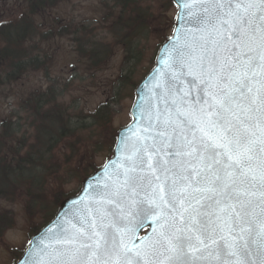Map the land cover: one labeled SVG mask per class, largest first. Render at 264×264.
<instances>
[{"label": "snow or ice", "instance_id": "obj_1", "mask_svg": "<svg viewBox=\"0 0 264 264\" xmlns=\"http://www.w3.org/2000/svg\"><path fill=\"white\" fill-rule=\"evenodd\" d=\"M175 3L180 27L160 58L167 71L138 88L148 104L138 99L136 122L115 134L118 157L24 264H264V0ZM45 6L35 0L41 29ZM79 43L93 60L115 55ZM134 59L128 47L125 63ZM34 102L39 115L46 101ZM113 102L84 119L106 122ZM22 124L4 121L0 149ZM26 143L24 133L10 150L19 155Z\"/></svg>", "mask_w": 264, "mask_h": 264}, {"label": "rangeland", "instance_id": "obj_2", "mask_svg": "<svg viewBox=\"0 0 264 264\" xmlns=\"http://www.w3.org/2000/svg\"><path fill=\"white\" fill-rule=\"evenodd\" d=\"M135 2L136 0H132L129 10L135 8ZM23 3V0L0 2V17L3 18L4 23L19 17L16 15ZM116 4L117 0H70L52 12L54 16L58 15L66 19L65 23L72 22L73 25L87 26L89 32H94L88 39L101 45L102 51L109 49L115 54L105 55L106 60L99 69L88 73L86 66L91 64L88 60L85 59L82 64L77 65L78 54L72 52L75 50L74 37L56 38L46 44V48L55 51L51 66L53 77L62 83L61 88L64 91V97L60 100L62 110L66 109L72 118H77L74 123L78 121L84 124L86 122L84 117L94 112L105 101L118 99L119 102H113V107L108 110L109 119L111 112L115 113L110 124H107L108 119L106 122H93L94 127H77L83 129L78 134L82 142L75 136L69 142L72 148L66 149L64 144L67 142H63L58 145L57 152H54L55 159L47 157L49 161L45 167L47 173L44 193L45 205L48 203L50 207H37L34 211L35 215L29 217L25 208L29 200L27 194L23 197L19 196L14 189L12 190L15 194L11 196L10 203L0 202L1 207L12 211L18 218V225L4 233L3 238L0 239V264H13L15 256L24 250L35 229L56 213L63 200L78 192L83 179L98 166H102L111 156L115 134L131 121L130 109L134 101L135 88L153 67L154 57L161 44L173 33L177 8L172 0H141L140 8L146 13L148 30L143 36L133 34V38L129 37L126 40L122 38L127 32L121 31L122 27L118 20L122 5L114 9ZM45 13L44 18L48 20L50 12ZM40 19L41 17L38 21ZM129 20L130 17L125 16L122 23ZM34 23L37 27V17ZM137 37L140 41L134 44L139 46L141 55L138 61L133 60L126 67L123 43L128 45ZM72 65H77L75 72L72 71ZM125 78H128L125 87L118 88ZM48 85L49 80L45 79L43 74L34 73L26 78L24 84L13 87L12 91L3 90L0 92V117L6 118L18 111L20 102L30 92L37 90V87ZM85 128L95 132L93 139H89L88 130ZM52 180H55V186Z\"/></svg>", "mask_w": 264, "mask_h": 264}, {"label": "trees", "instance_id": "obj_3", "mask_svg": "<svg viewBox=\"0 0 264 264\" xmlns=\"http://www.w3.org/2000/svg\"><path fill=\"white\" fill-rule=\"evenodd\" d=\"M61 0H57L55 3L51 4V0H46V6L43 11L49 12L53 7ZM124 9L129 4L128 0H125ZM35 7V0L33 1L32 9ZM138 7V6H137ZM35 10L32 11V14ZM37 17H40L37 15ZM47 24L48 33L43 35L45 31H42L39 22L37 21L36 34L33 36L30 34L29 27L26 28H10L1 27L0 28V63L4 64L5 67L0 68V88L4 86H9L18 82L27 74L31 72L44 71L47 74V78L51 79L50 68L48 66L54 55V50L47 49L45 47L46 43H49L50 36L55 31H61L62 35L67 30L64 25L59 24L60 22L55 21V19H45ZM139 25V23H138ZM145 24H143V28ZM37 36V42H36ZM24 37H28L27 40ZM47 37V38H45ZM33 45L39 46V51H31ZM88 50V49H87ZM90 47L88 51H91ZM81 53V47L76 50ZM140 54V53H139ZM96 63L100 61L95 60ZM53 82V83H52ZM59 80L51 81V85L47 86L45 89L40 87L33 91L28 98L25 100L24 105L21 106V113L11 116L10 118H4L0 121V132L4 130V121L7 120L9 126L19 124L22 120V112L27 114L26 121L21 125V127H27L24 132L16 133L15 137L7 141L8 146L0 149V200H5L4 198L13 196L18 189L24 190L25 192H30L32 194V203L37 202V196L35 191L38 189L41 194L44 190V183L41 184V174L39 168H41V163L44 161L45 156L54 148V144L59 143L70 133H75L78 130H72L70 127H77L76 124H72L75 119L72 118L70 113L62 110L60 106V99L64 97V91L60 88ZM43 89V90H42ZM40 97L46 101L43 108L39 109V115L36 113L37 106L34 102V98ZM16 119V120H15ZM15 120V121H14ZM95 125L91 126L94 127ZM39 127V129H38ZM81 127H88L83 125ZM37 129L38 136L40 139L39 146V159L37 162ZM24 133H27V143L26 147L19 155H13L10 149L17 147V141L24 139ZM93 130L90 129L88 136L90 137ZM95 133V132H94ZM43 134V135H42ZM21 135H23L21 137ZM42 136V137H41ZM38 139V140H39ZM33 146H35V151L33 152ZM22 151V152H23ZM31 152V155L29 153ZM10 153L9 155H7ZM10 158V162H8ZM27 159V163H24V159ZM44 168V167H42ZM18 169H24L23 175ZM43 179L47 173L44 170ZM15 190V193L13 190ZM43 189V190H42ZM37 193V192H36ZM41 197L40 199H42ZM9 215V214H8ZM8 218V223L4 224L2 227L4 230L14 226L13 219Z\"/></svg>", "mask_w": 264, "mask_h": 264}, {"label": "water", "instance_id": "obj_4", "mask_svg": "<svg viewBox=\"0 0 264 264\" xmlns=\"http://www.w3.org/2000/svg\"><path fill=\"white\" fill-rule=\"evenodd\" d=\"M175 1V0H174ZM178 5V4H177ZM179 6V5H178ZM180 12H181V8H180ZM180 14V13H179ZM180 27V22L178 21V28ZM178 28H177V30H178ZM162 54V53H161ZM161 54H160V56H159V58H158V61H157V65H158V67H157V69L152 73V75L147 79V80H151L152 79V77H153V75H155V73L157 72V71H161L162 70V72H166L167 71V69L165 68V67H163L161 64H160V58H161ZM161 78H163V75H161ZM144 84H145V82L139 87V88H144ZM138 91V90H137ZM147 97H148V89H144V91H143V93H141V96L138 98V99H143V101H144V103H145V106H147V104H148V99H147ZM136 110V108L134 109V111ZM134 111H133V113H134ZM136 122V121H135ZM67 205H68V203L65 205L66 207H67ZM63 214H64V212L63 211H61L60 212V214H59V219L63 216ZM41 239V237L37 240V242L39 241Z\"/></svg>", "mask_w": 264, "mask_h": 264}, {"label": "bare ground", "instance_id": "obj_5", "mask_svg": "<svg viewBox=\"0 0 264 264\" xmlns=\"http://www.w3.org/2000/svg\"><path fill=\"white\" fill-rule=\"evenodd\" d=\"M119 152V151H118Z\"/></svg>", "mask_w": 264, "mask_h": 264}]
</instances>
